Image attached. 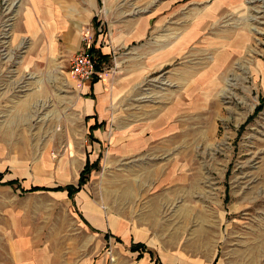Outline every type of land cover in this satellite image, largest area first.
<instances>
[{
    "label": "rangeland",
    "instance_id": "obj_1",
    "mask_svg": "<svg viewBox=\"0 0 264 264\" xmlns=\"http://www.w3.org/2000/svg\"><path fill=\"white\" fill-rule=\"evenodd\" d=\"M0 173V264H264V0H0Z\"/></svg>",
    "mask_w": 264,
    "mask_h": 264
},
{
    "label": "trees",
    "instance_id": "obj_2",
    "mask_svg": "<svg viewBox=\"0 0 264 264\" xmlns=\"http://www.w3.org/2000/svg\"><path fill=\"white\" fill-rule=\"evenodd\" d=\"M92 53H93V60L95 62V66H96V71L98 72L97 75L94 76L93 80H92V86L94 84H97L98 82H100V73H103L104 68L106 66H108L111 62V56L108 54L103 53L100 49H97L94 46L92 47ZM89 120V117L87 118ZM103 123H98L96 122L93 126L90 127V134H89V138L90 140L93 141H97L94 136H93V132L97 129H100L103 127ZM95 169V165L91 164L90 160L87 159L86 161V165L84 167V170L82 171L81 175H80V179L77 185H67L65 187H56V188H46V187H34L31 188L30 190H23L25 193L27 192H38V191H54V192H66L67 196L69 199L73 200L74 197L76 196V194H78L84 184H86V182L89 179V176L91 175V172ZM3 180V176L0 173V182ZM4 185H8V186H15L18 185L20 186V181L19 180H10L7 182L2 183ZM109 237L108 235H106V238ZM116 241L121 242V240L119 238H116ZM131 251L134 253H140L141 255H143L145 252H147L146 250V246L143 243H134L131 246ZM153 257V255H152ZM156 264H159L158 261H156Z\"/></svg>",
    "mask_w": 264,
    "mask_h": 264
},
{
    "label": "built area",
    "instance_id": "obj_3",
    "mask_svg": "<svg viewBox=\"0 0 264 264\" xmlns=\"http://www.w3.org/2000/svg\"><path fill=\"white\" fill-rule=\"evenodd\" d=\"M93 46V41L90 36L85 35L83 39V49L74 56L71 62L70 73L73 78L77 79L79 82L90 83L94 76L98 74L93 60Z\"/></svg>",
    "mask_w": 264,
    "mask_h": 264
},
{
    "label": "crops",
    "instance_id": "obj_4",
    "mask_svg": "<svg viewBox=\"0 0 264 264\" xmlns=\"http://www.w3.org/2000/svg\"><path fill=\"white\" fill-rule=\"evenodd\" d=\"M142 24V26H144V22H142L141 23ZM140 24V25H141ZM81 27H82V24H80L79 22H78V19H73V23H72V25L69 27V29H68V31H67V33H66V36L67 37H69V36H72V35H76V33H77V36H76V41H77V46L78 47H76V49H75V54H74V56L75 55H77L78 53H80V51L83 49V45L82 46H80V44H79V40H78V38H79V35L78 34H80V32H79V30L81 29ZM81 31V30H80ZM144 32V29H143V27L142 28H140L139 29V33H143ZM133 36H134V33H132L131 34V37L133 38ZM128 39H130V38H128ZM103 49V48H102ZM74 56L72 57V60H73V58H74ZM102 75H104V74H102ZM101 82V81H100ZM100 82H98L97 84H94L93 86L91 85L90 86V95L91 96H93V95H95L96 94V92H97V90H98V85H99V83ZM89 88V87H88ZM101 129V128H100ZM100 129H98V130H100ZM94 138L97 140L96 141V143H100L101 141L98 139V138H96L95 137V134H94ZM94 143V142H93Z\"/></svg>",
    "mask_w": 264,
    "mask_h": 264
}]
</instances>
